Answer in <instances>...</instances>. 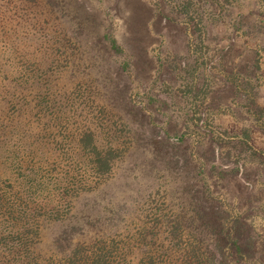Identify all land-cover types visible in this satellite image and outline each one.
<instances>
[{
  "label": "rangeland",
  "instance_id": "1",
  "mask_svg": "<svg viewBox=\"0 0 264 264\" xmlns=\"http://www.w3.org/2000/svg\"><path fill=\"white\" fill-rule=\"evenodd\" d=\"M56 1L51 17L56 22L63 19L62 36L78 44L64 51L69 63L62 81L68 88L81 83L94 92L109 117H119L130 126L135 142L126 158L116 163L112 177L95 194L80 200L89 206L101 201L98 215L103 226L123 212L142 227L145 213L155 211L166 197L174 204L165 211L179 213L184 207L191 217L201 211L211 213L212 225L207 222L204 232H209L208 240L221 236L219 244L212 245L215 259L224 254L227 264H264V115L256 122L250 96L244 88L235 90L228 79L234 74L250 82L254 96L264 104V15L259 2L234 0L225 5L221 0H195L203 16L199 32L178 11L179 0ZM50 7V1L42 0L37 9ZM62 14L67 16L61 18ZM105 32L118 39L122 51L111 53L115 51L102 39ZM258 54L261 67L256 68ZM124 61L129 64L120 70ZM206 82L207 94L194 97L185 91L205 87ZM132 97L139 104L149 102L148 108L134 109ZM198 117L201 122L196 125ZM249 125V143H237ZM162 126L171 128V134L186 135L181 147L172 145L157 154L151 142ZM169 149L180 156L181 170L170 171L173 179L167 182L163 175L167 171L157 172L153 166ZM215 160L218 166L211 169ZM200 168L207 176L205 185L193 177ZM246 226L248 235L242 251L236 253V263L227 233L244 234ZM56 250L60 248L40 251L49 255Z\"/></svg>",
  "mask_w": 264,
  "mask_h": 264
},
{
  "label": "trees",
  "instance_id": "2",
  "mask_svg": "<svg viewBox=\"0 0 264 264\" xmlns=\"http://www.w3.org/2000/svg\"><path fill=\"white\" fill-rule=\"evenodd\" d=\"M48 1L49 10L39 12L42 0H0V264H227L224 254L215 259L212 252L221 236L208 240L210 234L204 232L207 222L212 225L211 213L201 211L191 217L185 215L184 207L179 213L165 211L174 203L163 197L155 211L145 213L142 227L123 212L103 226L98 215L101 201L96 199L89 206L80 200L95 194L112 177L116 163L133 147L134 135L126 122L109 117L106 105L94 99V92L81 83L68 88L62 81L69 63L64 51L69 46L78 48V44L62 36L63 19L56 22L51 17L57 1ZM257 2L264 15V0ZM176 7L194 25V31H202L203 16L195 0H179ZM64 16L67 14L61 18ZM102 39L115 51L112 54L123 50L113 34L105 32ZM255 63L256 68L261 67L259 54ZM128 64L122 62L119 69ZM230 77L235 90L244 88L250 96L255 121H263L264 104L254 96L251 83L234 74ZM208 85L185 91L198 97L207 94ZM148 105L136 103L132 97L131 106L139 112ZM199 122L200 117L196 125ZM149 123L153 125L152 118ZM249 127L238 135L237 143H249ZM170 129L162 126L153 136L151 144L157 154L162 148L183 144L186 134H171ZM218 147L215 144L216 157ZM176 153L169 149L153 166L157 172L167 171L163 174L167 182L173 179L170 171L178 174L181 170ZM210 165L215 169L218 163L215 160ZM237 170H241L239 164ZM193 177L207 183L202 168ZM162 226L166 243L160 239ZM245 231L227 233L236 263L247 226ZM68 242L72 244L66 250ZM43 247L60 250L47 255L40 251Z\"/></svg>",
  "mask_w": 264,
  "mask_h": 264
}]
</instances>
